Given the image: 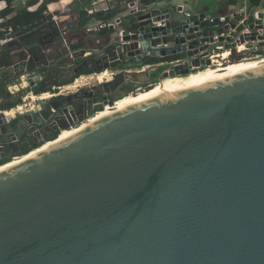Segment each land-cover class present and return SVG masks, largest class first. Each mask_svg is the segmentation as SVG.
<instances>
[{
	"label": "water",
	"instance_id": "obj_1",
	"mask_svg": "<svg viewBox=\"0 0 264 264\" xmlns=\"http://www.w3.org/2000/svg\"><path fill=\"white\" fill-rule=\"evenodd\" d=\"M139 7L104 23L101 69L183 57L163 76H185L220 44L264 41L260 11ZM0 264H264V67L108 114L0 171Z\"/></svg>",
	"mask_w": 264,
	"mask_h": 264
},
{
	"label": "flooded vegetation",
	"instance_id": "obj_2",
	"mask_svg": "<svg viewBox=\"0 0 264 264\" xmlns=\"http://www.w3.org/2000/svg\"><path fill=\"white\" fill-rule=\"evenodd\" d=\"M30 32H26L22 38L11 43V45L15 44L19 51L16 54L11 53L14 56L9 62L12 65L15 63L13 60L27 58L25 64L21 66L22 71L34 76L28 78L25 84H21L18 78L12 80L5 72L0 75V116H2L0 137L4 145L0 147V168L7 163L14 164L25 159L46 142L57 140L63 131L79 126L94 116V113L101 112L106 107H113L117 100H122L121 98L128 95L124 83L131 77H123L124 72L119 73L123 79L121 81L102 80L98 81L97 85L85 84L88 85L87 88L81 87L70 92L69 89L80 87L77 83L83 77L96 81L98 76L107 71L100 68L102 67V63H98L100 57L93 56L92 59L81 60L76 54V58L71 59L70 53H67L62 58L54 60L47 58L42 51L39 52L40 57H37L35 49L40 44L36 41V35H28ZM252 44L256 45L247 49L254 56L252 59L263 57L264 41ZM260 52L263 55L255 54ZM232 54L234 55L235 52H231L230 55ZM182 59L183 57L179 65L183 64ZM226 60L227 63H232L229 58ZM175 62H169L165 68L152 65L147 70L136 73L135 75H139L136 76L137 78L141 77V80L136 81L137 84L151 86L162 82L165 79L163 74L175 67ZM67 65L70 66L66 67ZM189 70L191 71V68ZM11 84L15 86L12 94L8 90ZM90 111L92 115L88 116ZM11 112V116H5V113Z\"/></svg>",
	"mask_w": 264,
	"mask_h": 264
},
{
	"label": "crops",
	"instance_id": "obj_3",
	"mask_svg": "<svg viewBox=\"0 0 264 264\" xmlns=\"http://www.w3.org/2000/svg\"><path fill=\"white\" fill-rule=\"evenodd\" d=\"M33 0H29L31 2ZM48 1V0H39ZM68 2H76V7L72 6V15L68 17L62 25H45L44 17L40 20L41 25L30 30L28 33L37 36V42L40 45L35 49V55L40 57L39 52L47 58H53L58 60L65 54L70 53V58L76 54L84 52L81 60L92 59V53L101 49L103 36L107 33V28L92 30L99 25L109 22L113 17L119 13H122L129 4L132 2H139V9L152 7L154 12L164 11L166 8H170L173 5L180 6L186 16L196 15L200 13L206 14L208 17H218L220 20L230 18L233 15L248 14L250 11H260L264 13V0L258 3V0H62ZM40 2V3H41ZM40 3L38 5H40ZM258 3V5H257ZM0 2V11L5 8ZM15 2H13V5ZM94 7L96 12L89 14V10ZM13 8V7H12ZM47 9L50 10L48 4ZM47 13L45 12L44 15ZM53 14L48 13V16ZM43 15V16H44ZM147 13L137 14L135 17L146 16ZM131 19V18H130ZM9 35V34H7ZM27 35V36H28ZM10 37H3L0 41V63L9 62L12 55L9 48L3 49L2 45H8ZM17 40V39H16ZM15 40V41H16ZM8 41V42H7ZM37 45V44H36ZM33 45V46H36ZM221 45V44H220ZM218 45V46H220ZM40 46V47H39ZM58 58V59H57ZM4 60V61H3ZM14 61V60H13ZM149 66H146L144 70H147ZM5 70H0V75L4 74Z\"/></svg>",
	"mask_w": 264,
	"mask_h": 264
},
{
	"label": "bare ground",
	"instance_id": "obj_4",
	"mask_svg": "<svg viewBox=\"0 0 264 264\" xmlns=\"http://www.w3.org/2000/svg\"><path fill=\"white\" fill-rule=\"evenodd\" d=\"M229 53L224 51L222 54L208 57L204 60H199V66L192 68L188 75L185 76H177V77H168L152 86L149 90L145 92H140L136 95H129L124 97L122 100H117L113 107H106L105 110L94 113L95 115L88 118L79 126L72 128L67 131H63L57 140L46 142L43 146L38 149H35L29 156L25 159L15 162L14 164H8L2 168L0 171L7 170L18 163L25 161L36 154L45 151L46 149L65 141L77 133L83 131L90 124L96 122L101 117H104L108 114L114 113L116 111H121L124 109H128L134 105L142 103L144 101H148L157 97H163L166 95H171L175 93H180L184 91H188L191 89H197L214 82L225 81L229 79H233L234 77L246 74L248 72L254 71L261 67H264V56L256 58L254 60H244L237 63H231L226 66L219 64L215 59H221L224 61L228 59ZM216 63V64H214ZM210 66V67H209ZM103 76H98L97 80L102 81ZM34 98V96H32ZM14 114V113H13ZM11 113H5V116H11Z\"/></svg>",
	"mask_w": 264,
	"mask_h": 264
},
{
	"label": "rangeland",
	"instance_id": "obj_5",
	"mask_svg": "<svg viewBox=\"0 0 264 264\" xmlns=\"http://www.w3.org/2000/svg\"><path fill=\"white\" fill-rule=\"evenodd\" d=\"M29 0H13V2H15V4L13 5L12 3V7L14 9L15 12H20L22 10H27V9H34V8H30V6L35 2H28ZM128 1H131V0H128ZM49 6H50V10L47 9L46 11V15H44V20H45V25L47 26H52V25H62V23H64L63 21H65L66 19H68V17L70 16H73L72 15V6L76 7V2H68V1H62V0H48L46 1ZM46 2H41V4H45ZM40 4V5H41ZM3 7L5 6V4H2ZM51 12L53 14H50L48 16V13ZM6 37H10V34L9 35H6ZM13 38V42H16L15 40L16 39H19L20 37L22 38V36H11ZM10 43V44H11ZM256 44H252V43H248L245 45V47L248 49L249 47H252ZM10 48H12V50H10ZM9 51L10 53H13V54H16L17 51H19L18 47H16L15 44H12L10 47H9ZM225 50H222L220 52L217 53V51L215 53H211L213 56H216L215 54H219L221 52H224ZM211 56V55H210ZM230 56V55H229ZM254 56L249 53L248 51L245 50V52L241 53V54H234L233 55V60L234 62L232 61V63H236V62H240V61H244V60H254L252 59ZM73 58H76V55H74L73 57H71V59ZM229 58V57H228ZM256 59V58H255ZM217 62H219V64L221 65H228L229 63H227L228 60L225 59V61H221V59H218L216 58L215 59ZM225 62V63H224ZM227 63V64H226ZM216 64V63H214ZM129 73H134L136 74L138 71L136 70H132V71H128ZM120 72H117V71H111L109 69H107V71H104L101 75L103 76V81H106V80H110V79H113V80H119L121 81V74H119ZM100 75V76H101ZM124 77V76H123ZM139 78V79H138ZM136 77V76H131L130 80H127V82H125V91L127 92V96H129V94L131 95V93H133L132 95H136L140 92H145L147 90H149L152 86H154V84H152L151 86L149 85H138L136 81L138 80H141V77ZM85 79V80H84ZM123 80V79H122ZM85 84H98V80H89L87 79L86 77H83V79H81L79 81V83H77V85H79L80 87H73L71 89H69L70 92L72 91H75L76 89H80L81 87L82 88H87L88 85H85ZM85 85V86H84ZM120 97H118L119 99ZM123 99V98H121ZM120 100V99H119ZM33 104V103H32ZM31 104V105H32Z\"/></svg>",
	"mask_w": 264,
	"mask_h": 264
},
{
	"label": "trees",
	"instance_id": "obj_6",
	"mask_svg": "<svg viewBox=\"0 0 264 264\" xmlns=\"http://www.w3.org/2000/svg\"><path fill=\"white\" fill-rule=\"evenodd\" d=\"M33 1L35 2L30 6V8L32 7L34 9L15 12L12 8L13 0H0V2L5 3V8L0 11V41L8 34V29H11L14 34L20 35L25 34L26 32L41 25L40 20H42L44 13L47 11L48 3L46 1H42L46 3L41 4V1L39 0ZM260 1L261 0H258V3ZM39 3L41 5H38ZM102 31L106 32L105 29ZM229 59L233 61V54L229 56Z\"/></svg>",
	"mask_w": 264,
	"mask_h": 264
},
{
	"label": "built area",
	"instance_id": "obj_7",
	"mask_svg": "<svg viewBox=\"0 0 264 264\" xmlns=\"http://www.w3.org/2000/svg\"><path fill=\"white\" fill-rule=\"evenodd\" d=\"M95 12H96V10L94 9V7H92V8L89 10L88 13H89V14H94ZM221 21H223V19H222ZM105 27H106L105 24H101V25H99V27H97V28H92V29H90L89 31H92V30H98V29H103V28H105ZM7 33L10 34L11 36H17V35H18V34H14V33L12 32L11 29H8V30H7ZM22 35H23V34H20V35H18V36H22ZM10 41H13V38H12V37H11ZM231 44H234V47L231 49V51H228L229 55L231 54V52H235L236 54H241V53L245 52V50L247 51V48L245 47V45L248 44V42H245V41L243 40V38H237V39H234V40H232V42L230 43V45H231ZM3 45H4V44H3ZM3 45H2V47H4ZM215 50H216V51H222V50H224V48H223V44H221L220 46H217ZM82 56H83V55H82ZM210 57H213V55H211ZM25 61H27V58H25V59H21V60H19L17 63L10 65V66L7 68V71H6V72H7L8 74L12 75V76L16 75L17 73H19L20 71H22L21 66H22V64H25V63H24ZM175 64H176V65H179V61H176ZM144 68H145V67H144ZM144 68L141 69V70H136V71H138L137 73H139V72H143V71H144ZM32 76H34V74H25V75H23V76L18 77L17 80H20V81H21V84H25V83H26V80H27L28 78L32 77ZM8 90H9L10 94H12V93L14 92L13 90H15V86H13L12 84L9 85V86H8Z\"/></svg>",
	"mask_w": 264,
	"mask_h": 264
}]
</instances>
